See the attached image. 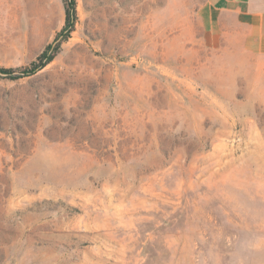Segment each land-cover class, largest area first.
Masks as SVG:
<instances>
[{
  "label": "rangeland",
  "instance_id": "obj_1",
  "mask_svg": "<svg viewBox=\"0 0 264 264\" xmlns=\"http://www.w3.org/2000/svg\"><path fill=\"white\" fill-rule=\"evenodd\" d=\"M0 0V264H264V60L191 0ZM21 76V77H17Z\"/></svg>",
  "mask_w": 264,
  "mask_h": 264
},
{
  "label": "crops",
  "instance_id": "obj_2",
  "mask_svg": "<svg viewBox=\"0 0 264 264\" xmlns=\"http://www.w3.org/2000/svg\"><path fill=\"white\" fill-rule=\"evenodd\" d=\"M202 42L228 55L264 60V0H191Z\"/></svg>",
  "mask_w": 264,
  "mask_h": 264
},
{
  "label": "trees",
  "instance_id": "obj_3",
  "mask_svg": "<svg viewBox=\"0 0 264 264\" xmlns=\"http://www.w3.org/2000/svg\"><path fill=\"white\" fill-rule=\"evenodd\" d=\"M65 4V24L61 31L59 32V37H63L66 39L68 37V33L73 30V25L75 21V1L74 0H64ZM55 53L48 55L46 51L42 52L39 56L37 61L39 63H33L32 68L28 70H12V69H2L0 68V73L11 75L13 73H23L22 75H31L39 69H42L46 64L52 61ZM21 77V76H17Z\"/></svg>",
  "mask_w": 264,
  "mask_h": 264
}]
</instances>
